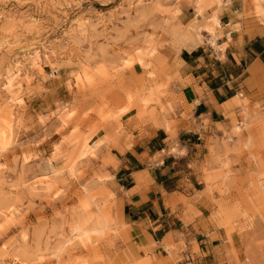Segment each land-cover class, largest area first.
Returning <instances> with one entry per match:
<instances>
[{
    "label": "rangeland",
    "instance_id": "374dc122",
    "mask_svg": "<svg viewBox=\"0 0 264 264\" xmlns=\"http://www.w3.org/2000/svg\"><path fill=\"white\" fill-rule=\"evenodd\" d=\"M259 1L0 0V264H158L123 223L110 187L118 159L134 131L139 142L163 133L166 145L148 144L165 149L153 164L182 154L177 139L195 126L183 54L203 50L210 63L220 15L260 25ZM239 92L223 143L236 141L240 170L205 166L203 180L229 264H264V109ZM165 250L183 261V242Z\"/></svg>",
    "mask_w": 264,
    "mask_h": 264
},
{
    "label": "crops",
    "instance_id": "0c3cea01",
    "mask_svg": "<svg viewBox=\"0 0 264 264\" xmlns=\"http://www.w3.org/2000/svg\"><path fill=\"white\" fill-rule=\"evenodd\" d=\"M258 8L264 11V6ZM238 13L231 10L220 15L217 48L222 49H210V63L205 59L211 56H204L203 50L187 55L184 61L195 69L185 74L195 80V87L186 92L193 97L195 126L185 129L177 139L182 154L162 157L153 164L155 155L165 149L152 153L148 144L152 149L166 145L163 133L154 130L148 140L139 142L134 131L135 141L124 152L127 160L117 158L119 166L110 187L121 204L123 223L130 228L131 238L147 247L158 264H172L167 261L165 245L178 246L180 242L185 250L178 264H229L231 258L224 230L210 221L215 206L207 197L202 169L206 166L212 171L228 161L230 171L240 170L242 160L232 153L236 141L223 143L230 129L223 127L229 124L227 104L237 97L233 91H240L252 105L264 109V23H253ZM227 62L241 70L235 76L210 72L226 67ZM208 66L211 69L206 78L202 68ZM234 81L238 82L236 86L231 83ZM212 195L217 200L215 191ZM236 238L231 237L234 248Z\"/></svg>",
    "mask_w": 264,
    "mask_h": 264
},
{
    "label": "bare ground",
    "instance_id": "6f19581e",
    "mask_svg": "<svg viewBox=\"0 0 264 264\" xmlns=\"http://www.w3.org/2000/svg\"><path fill=\"white\" fill-rule=\"evenodd\" d=\"M223 1V0H222ZM259 1V0H258ZM262 2H264V0H261ZM261 1H259V2H261ZM224 2V1H223ZM229 1H227V2H225V3H228ZM219 7V6H218ZM217 24H218V22H216ZM216 24V25H217ZM9 87H11L12 89H14L15 88V86L14 85H12V84H9ZM86 233V232H85Z\"/></svg>",
    "mask_w": 264,
    "mask_h": 264
},
{
    "label": "trees",
    "instance_id": "16d2710c",
    "mask_svg": "<svg viewBox=\"0 0 264 264\" xmlns=\"http://www.w3.org/2000/svg\"><path fill=\"white\" fill-rule=\"evenodd\" d=\"M192 55L194 56L195 53H192ZM263 55H264V53H263ZM183 56L185 57V59L187 58L185 53L183 54ZM261 59H262V61H263V63H264V57H263V58L261 57Z\"/></svg>",
    "mask_w": 264,
    "mask_h": 264
},
{
    "label": "built area",
    "instance_id": "2783aa9c",
    "mask_svg": "<svg viewBox=\"0 0 264 264\" xmlns=\"http://www.w3.org/2000/svg\"><path fill=\"white\" fill-rule=\"evenodd\" d=\"M223 1H224V2H227V1H231V2H232L233 0H223ZM229 3H230V2H229ZM198 140H199V136H198Z\"/></svg>",
    "mask_w": 264,
    "mask_h": 264
}]
</instances>
